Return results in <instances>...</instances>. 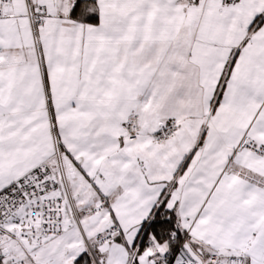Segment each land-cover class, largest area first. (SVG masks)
Here are the masks:
<instances>
[{
    "label": "snow or ice",
    "instance_id": "obj_1",
    "mask_svg": "<svg viewBox=\"0 0 264 264\" xmlns=\"http://www.w3.org/2000/svg\"><path fill=\"white\" fill-rule=\"evenodd\" d=\"M0 264H264V0H0Z\"/></svg>",
    "mask_w": 264,
    "mask_h": 264
}]
</instances>
